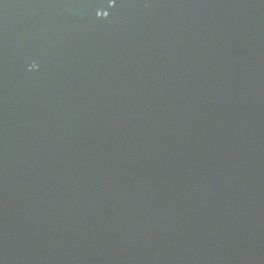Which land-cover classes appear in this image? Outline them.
<instances>
[{
	"label": "water",
	"instance_id": "water-1",
	"mask_svg": "<svg viewBox=\"0 0 264 264\" xmlns=\"http://www.w3.org/2000/svg\"><path fill=\"white\" fill-rule=\"evenodd\" d=\"M0 264H264V0H0Z\"/></svg>",
	"mask_w": 264,
	"mask_h": 264
}]
</instances>
